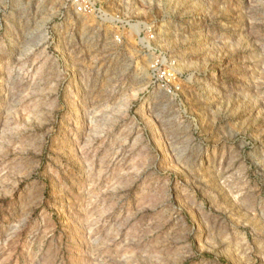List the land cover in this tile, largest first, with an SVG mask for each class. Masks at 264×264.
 Here are the masks:
<instances>
[{
  "label": "rangeland",
  "instance_id": "rangeland-1",
  "mask_svg": "<svg viewBox=\"0 0 264 264\" xmlns=\"http://www.w3.org/2000/svg\"><path fill=\"white\" fill-rule=\"evenodd\" d=\"M0 264H264V0H0Z\"/></svg>",
  "mask_w": 264,
  "mask_h": 264
}]
</instances>
